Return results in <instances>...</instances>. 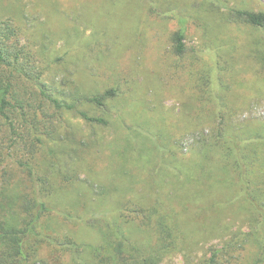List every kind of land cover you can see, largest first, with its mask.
I'll return each mask as SVG.
<instances>
[{
	"label": "rangeland",
	"instance_id": "rangeland-1",
	"mask_svg": "<svg viewBox=\"0 0 264 264\" xmlns=\"http://www.w3.org/2000/svg\"><path fill=\"white\" fill-rule=\"evenodd\" d=\"M238 10L264 13V0H0V22L19 28L20 38L35 58L37 79L45 83L47 92L74 105L58 110L40 95L34 80L19 79L23 95L33 97L32 105L45 106L31 161L51 181L47 193L53 212L44 219L57 228L61 242L67 238L78 244L85 242L81 238L99 241L98 234L85 227L86 217L92 214L82 208L101 187L128 185L120 169L130 167L119 158L128 143L132 158L141 149L144 158L149 157L145 179L151 187L132 182L123 194L118 190L110 194L146 205L159 216L169 215L186 234L175 235L174 247L159 264H202L210 249L223 246L235 233L250 231V215L239 210V202H226L222 193L187 200L186 187L177 186L173 193L170 188H157L155 182L162 161L180 167L201 134L208 133L211 125L224 127L200 108L203 100L193 95L200 96L201 89L210 97L208 91L217 82L221 89L226 87L223 92L237 110L230 124L264 123V26L246 23ZM180 29L185 49L178 55L173 38ZM111 88L117 94L104 104L86 101L89 95ZM210 102L214 104L213 99ZM81 112L106 123L88 121ZM0 138H4L0 143L4 165L23 175L18 160L28 161V153L10 146L3 122ZM171 151L183 161H174ZM221 154L214 148L207 157L230 166ZM203 204L214 206L207 211L198 208ZM111 211L113 215L106 212L109 217L121 213ZM126 230L129 237L146 240V231ZM45 249L48 264H84L92 256L88 245L73 249L65 243L62 250ZM247 250L248 246L245 255ZM248 262L249 255L231 264Z\"/></svg>",
	"mask_w": 264,
	"mask_h": 264
},
{
	"label": "trees",
	"instance_id": "trees-1",
	"mask_svg": "<svg viewBox=\"0 0 264 264\" xmlns=\"http://www.w3.org/2000/svg\"><path fill=\"white\" fill-rule=\"evenodd\" d=\"M237 15L248 24L264 26L263 12L238 10ZM183 40L184 31L180 29L173 38L178 55L185 49ZM35 66V58L30 47L20 38L19 28L7 21L0 22V122L8 127L10 146H17L24 155L28 153V161L18 160L23 175L17 176L4 165V147L0 145V264H48L43 256L45 248L49 247L51 251L60 250L65 243L73 249L89 246L92 256L89 261L85 259L84 264H159L163 256L174 247L175 235L184 237L186 234L181 225H174L169 215L159 216L158 212L146 205L132 203L129 198L123 201V196L116 195V192L115 197L110 194L116 190L128 191L133 185L132 182L151 187V183L145 179V171L148 169L146 164L150 165L151 161L148 156L144 158L143 149L137 157L132 158L130 143L119 156L130 167L120 169L123 180L130 181L128 185L101 187L94 193L93 200H87L82 208L92 214L86 217L85 224L88 226L85 227L93 229L98 234L99 241L81 238L85 242L79 241L78 244L67 238L65 243L61 242L57 228L44 219V216L53 212V200L49 199L47 193L51 191V181L47 175H43L39 165H33L31 160L35 155L37 140H40L37 133L44 124L42 120L45 118V106L41 102L32 105L33 97L27 98L23 95L19 79L34 80L39 85L40 95L51 101L58 110L73 109L74 105L47 92L45 83L37 79L39 76ZM190 75L193 76L191 73ZM220 87L221 84L218 85L217 82L216 92L215 88L208 91L210 97H205L204 89L200 90V96H193L197 101L201 99L203 103L207 102L209 106H204L203 103V107L200 105V108H204L202 111L206 110L208 118L213 121L220 119L224 127L214 128L211 121L208 133L201 134L189 150L187 163L183 162L180 167H171V161H162L163 165L157 173V177H160L155 182L157 188H170L173 193L178 187H186L187 195L184 198H188L187 200H194L200 195H203L201 198L204 200L205 196L209 197L208 195L218 191L225 196L226 202H239V210H245L250 215V231L235 233L223 246L210 249V255L202 264H231L247 255V264H264V123L258 121L243 125L230 124L231 117L237 110L223 92L226 87ZM116 94L117 90L111 88L89 95L86 101L102 105ZM210 98L214 104L210 102ZM81 115L88 121L106 123L104 119L89 116L86 112H81ZM16 121H20V124ZM3 140L4 138H0V143ZM211 146L219 149V153H222L221 156L230 166L216 164L207 157L214 149ZM140 147L147 148L143 144ZM171 157L177 163L183 161L174 151H171ZM166 168L173 170L174 174ZM180 170L185 171V176L179 180ZM229 173L232 174V179ZM234 185L237 186L236 191L233 189ZM213 206L203 204L198 208L207 211L208 208L213 209ZM150 207L157 208L155 205ZM110 208L114 212L120 210V215L109 217L106 213L108 210L113 215ZM129 224L133 225L128 226ZM127 228L129 231L133 228L146 231V240L140 242L129 237ZM246 246L247 255L243 253Z\"/></svg>",
	"mask_w": 264,
	"mask_h": 264
}]
</instances>
